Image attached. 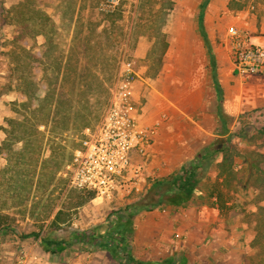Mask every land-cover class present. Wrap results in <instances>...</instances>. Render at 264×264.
Here are the masks:
<instances>
[{
    "label": "crops",
    "instance_id": "0c3cea01",
    "mask_svg": "<svg viewBox=\"0 0 264 264\" xmlns=\"http://www.w3.org/2000/svg\"><path fill=\"white\" fill-rule=\"evenodd\" d=\"M197 3L199 9L188 14L180 7L173 8L172 19L162 25L161 36L151 39L136 36L131 43L129 60L138 74L133 89L138 121L144 126L159 125L147 157L133 152V165L142 167L138 190L130 197L119 196L114 200L125 208L138 203L155 183L178 172L219 137L220 95L224 111L234 117L264 109V73L241 75L233 65L229 45L220 42L231 26H238L250 32L253 43L264 46V9L261 8L264 0H256V12H250L236 0H197ZM201 16L208 41L200 28ZM134 28L141 25L136 23ZM239 145L243 148V143ZM216 175L217 172L211 173L212 181ZM206 192L202 185L182 205L166 204L138 211L133 217L135 233L129 252L143 261L173 257L184 264H193V258L199 264H213L240 256L239 248L245 247L252 237L249 240L245 235L246 227L236 215L239 209L220 210L212 205L214 199L206 201ZM102 200L96 197L91 204H100ZM231 204V201L227 203ZM98 221L104 223L106 218ZM175 233L182 237L176 238ZM71 247L61 252L43 250V253L45 257L51 254L48 264H66V255L73 258ZM83 256L77 264H86ZM91 263L104 264L99 259ZM113 263L117 261L110 264Z\"/></svg>",
    "mask_w": 264,
    "mask_h": 264
},
{
    "label": "trees",
    "instance_id": "16d2710c",
    "mask_svg": "<svg viewBox=\"0 0 264 264\" xmlns=\"http://www.w3.org/2000/svg\"><path fill=\"white\" fill-rule=\"evenodd\" d=\"M110 14L109 11L106 12L107 16ZM200 18L201 31L208 41L202 16ZM7 27L14 29L15 33L12 38L8 37ZM39 38H42L39 46L41 53H37L38 51L29 44L30 41L36 43ZM54 38V22L51 16L36 4L35 0H20L10 7L0 0V53L3 48L10 46L12 72L18 80V91L23 98L22 101L15 103L16 112L21 113L22 118L9 119L6 138L0 146V154L6 156L8 161L14 160L19 165L22 163L27 165L28 161L32 164L38 162V157L35 155L40 154L46 137V134L39 130V124L44 120L51 123L48 130L50 135L47 137L48 142L51 143V153L43 161L40 170L49 166L52 172L56 173L64 164L61 148L55 145L57 140L61 139L64 133L71 128L70 126L74 125V120L80 119L82 115L85 119L81 125L83 129L96 125L99 119L97 118L96 124L91 125L88 119L91 113L89 107L82 115H78L80 107V105L77 106L78 103L84 98L88 105L91 91H83L80 81L76 79L72 82L71 92L65 90V82L69 81V63L66 62L64 65L61 62L54 69L52 76L47 73L49 62L45 58L49 56V51L54 47ZM39 75L41 77L38 84ZM222 100L220 95L218 114L221 132L219 137L204 147L194 160L186 162L178 172L154 186V188L161 189L157 202H138L127 206L126 211L132 213H128L127 220L121 221L115 229L110 227L111 222L107 218L104 223L91 229L79 230L72 227L69 210L83 206L94 200L97 195L94 191L70 189L69 192H77V199L72 205L70 203L55 213L44 233L23 234L18 240L23 242L31 237L40 238L42 250L61 252L78 241L89 243L107 239L110 242L108 247L112 249L113 256L122 264H184L173 257L158 261L137 259L129 252V246L133 240L131 225L136 212L153 210L164 204L182 205L196 195L203 185L207 190L206 201L214 199L212 205L218 206L220 210L238 208L244 211L248 203L256 206L257 211L248 213L255 229L251 247L256 251V264H264V153L257 148H241L239 145L246 143L253 146L258 139L264 137V126L257 128L251 123V118L264 109H256L234 117L224 111ZM16 143H21L19 151L13 149ZM32 164L29 168L33 166ZM21 168V180L30 183L36 171L27 170L23 166ZM213 172H217L214 181L211 177ZM243 196L246 199L250 197V200L240 203L239 199ZM230 201L232 204L229 206L227 203ZM62 223L64 226L61 225ZM13 229L10 216L0 211V235L13 233ZM60 231L63 233L59 234Z\"/></svg>",
    "mask_w": 264,
    "mask_h": 264
},
{
    "label": "rangeland",
    "instance_id": "374dc122",
    "mask_svg": "<svg viewBox=\"0 0 264 264\" xmlns=\"http://www.w3.org/2000/svg\"><path fill=\"white\" fill-rule=\"evenodd\" d=\"M3 1L6 6L10 7L20 0ZM35 1L51 16L55 24V44L49 51V56L45 58L49 62L47 73L52 76L54 69L61 62L64 65H66V62L69 63V81L65 82V90L71 92L72 82L76 79L80 81L83 91H91L88 105L84 98L77 105L78 107L80 105L79 116L86 111L87 107L91 108V113L88 116L91 125L97 123V118L99 121L101 120L111 98L122 64L125 62L135 70L133 63L130 61L132 59L130 51L131 43L136 40V36H139L138 39L143 36H148L150 39L161 36L162 25L164 22L169 23L172 19L170 13L173 8L180 7V9L186 10L187 14L199 9L197 0H120L113 10L114 12L109 11L111 14L107 16L106 12L108 10L101 9V3L106 2V0H64V4L63 0ZM236 1L245 5L250 12L257 11V8L255 10L250 9L252 2L257 5L256 0ZM106 8L113 9L110 6ZM136 23L137 26L141 25V28H134ZM6 31L8 37L12 38L14 36L15 32L12 27H7ZM227 32L220 38L223 46L228 45ZM36 41V43L30 41L29 44L38 51L37 53H41L39 46L42 38ZM10 49V46H7L0 53V146L6 138L9 119L22 118L21 113L16 112L15 103L22 101L23 98L18 91V80L12 72ZM40 77L41 75L38 76L37 82ZM58 88L60 89L59 84ZM82 116L80 119L74 120V125H71V128L55 144L61 148L64 155V164L56 173H53L49 166L40 170L43 161L51 153V143L48 142L47 138L50 135L48 130L51 123L44 120L39 124V130L46 134V137L40 154L35 155L38 157V162L32 164L28 161L27 165L23 163L19 165L14 160L12 162L8 161L6 156L0 154V211L10 216V222L14 228L13 233L0 235V264H11L21 243L18 240L20 235L32 232L44 233L55 213L70 203L72 205L77 199V192H69L70 189L66 188L64 168L71 159L73 150L79 145V138L83 130L81 125L85 122ZM251 123L257 128L264 126V110L253 116ZM42 126L44 128H41ZM20 146L21 143H16L13 149L19 151ZM247 147L257 148L264 153V137L258 139L253 146L243 143V148ZM30 164L33 166L29 168ZM22 166L26 167L27 170L36 171L30 183L21 180ZM52 190L53 192H51ZM160 190L153 187L152 190L144 192L137 202H157ZM104 200L100 201V204H91L92 201H89L81 207L69 210L71 223H78L77 227L71 224L72 227L87 230L101 224L102 222H99V219L109 218L110 227L115 229L121 221L127 220L129 212L126 211L125 205L120 206L119 203L114 201L104 204ZM248 200H250V197L246 199L243 196L239 199V202L244 203ZM255 211H257L256 206L248 203L244 211L239 209L236 213L240 223H243L246 227L245 235L249 236V240L250 236L252 237L245 247L241 245L239 248V250H242V254L213 264H256V251L251 247L255 229L248 215L249 212ZM98 212L99 214H97ZM136 214L137 212L134 215L136 216ZM51 216L53 217L51 218ZM131 229L134 236V221H132ZM28 239L23 241L24 244H37L39 240L34 237H31V240ZM108 245H110V242L107 239H99L96 242L89 243H76L71 247L73 258L70 259L69 255H66L65 258L68 257V259L65 260L64 258V263L77 264L78 258L84 255L83 258L86 264H92L93 259H99L104 264H110L112 260H116L119 264L120 261L116 257H114L115 259L112 258L113 252ZM41 249V247L37 248L40 252ZM130 250H132L131 247ZM77 252L78 254H76ZM193 259V264L200 263L196 258Z\"/></svg>",
    "mask_w": 264,
    "mask_h": 264
},
{
    "label": "built area",
    "instance_id": "2783aa9c",
    "mask_svg": "<svg viewBox=\"0 0 264 264\" xmlns=\"http://www.w3.org/2000/svg\"><path fill=\"white\" fill-rule=\"evenodd\" d=\"M119 1L106 0L101 9L113 11ZM256 8L252 2L250 9ZM251 38L245 28L238 26H231L226 35L233 65L241 75L264 73V46ZM137 78L132 66L124 62L101 120L82 130L79 145L65 165L67 189L94 191L97 197L109 201L130 197L138 190L142 167L133 165V152L147 157L159 124L144 126L138 121L139 111L133 101ZM175 237L182 235L175 233ZM38 239L37 244L21 242L11 264H48L50 253L45 257L42 249L37 250L41 247Z\"/></svg>",
    "mask_w": 264,
    "mask_h": 264
}]
</instances>
